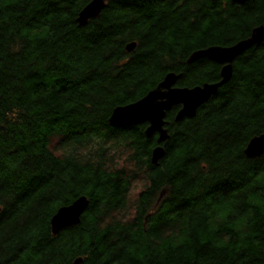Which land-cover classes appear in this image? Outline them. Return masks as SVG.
Returning <instances> with one entry per match:
<instances>
[{"label":"trees","instance_id":"obj_1","mask_svg":"<svg viewBox=\"0 0 264 264\" xmlns=\"http://www.w3.org/2000/svg\"><path fill=\"white\" fill-rule=\"evenodd\" d=\"M0 0V264H264V40L193 118L173 122L163 157L146 124L112 128V110L167 73L177 87L219 80L194 51L264 25V0ZM135 42L132 52L125 46ZM80 196L78 225L49 221Z\"/></svg>","mask_w":264,"mask_h":264},{"label":"water","instance_id":"obj_2","mask_svg":"<svg viewBox=\"0 0 264 264\" xmlns=\"http://www.w3.org/2000/svg\"><path fill=\"white\" fill-rule=\"evenodd\" d=\"M215 1V0H211ZM248 0H230L231 4L242 6ZM105 0H91L78 13L76 22L79 27L87 25L89 20L97 18L105 8ZM264 40V25L254 27L249 36L230 46H210L194 51L187 59V64L200 59H207L220 65L219 80L213 83H203L191 88L177 87L176 82L181 74L167 73L158 85L150 90L141 99L114 108L108 118V125L112 128H125L146 124L144 134L147 138L156 135V147L151 151L150 163L157 165L164 155L162 143L169 139L165 121L166 113L173 107H178L173 122L178 123L186 118H193L197 110L215 95L220 86L227 83L233 73L234 61ZM136 47L135 42L126 44L125 50L132 52ZM264 154V134L253 137L246 148L244 155L249 159L259 158ZM88 205V199L80 196L72 203L59 207L50 218L49 226L53 235H57L65 228L80 223V218ZM82 259L76 258L71 264H81Z\"/></svg>","mask_w":264,"mask_h":264}]
</instances>
